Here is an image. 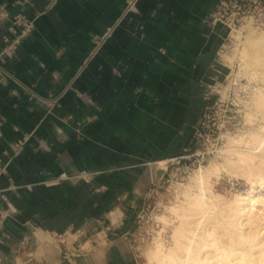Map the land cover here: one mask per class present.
I'll use <instances>...</instances> for the list:
<instances>
[{
	"label": "crops",
	"instance_id": "0c3cea01",
	"mask_svg": "<svg viewBox=\"0 0 264 264\" xmlns=\"http://www.w3.org/2000/svg\"><path fill=\"white\" fill-rule=\"evenodd\" d=\"M216 1L0 0L33 22L0 57V264H139L136 212L224 73Z\"/></svg>",
	"mask_w": 264,
	"mask_h": 264
},
{
	"label": "rangeland",
	"instance_id": "374dc122",
	"mask_svg": "<svg viewBox=\"0 0 264 264\" xmlns=\"http://www.w3.org/2000/svg\"><path fill=\"white\" fill-rule=\"evenodd\" d=\"M248 28L245 27L234 32L232 34L234 38L225 41L224 46L220 48L219 56L222 63L225 64V68H222L224 73L205 92L208 102L203 106L197 121L191 127L192 134L197 128L199 120L203 123V128H198L197 133L191 135L189 143L182 148L180 153L166 161L167 169L164 175L160 176L157 181L155 180L146 192V194L150 193V199L145 201L147 197H144L141 202L139 209L145 203L150 206L147 211L148 223L146 224L144 221L142 226L135 229V245L137 246L139 264L155 263L150 260L151 256L148 259L149 256L146 255L156 240L153 235L156 237L160 234L157 237L160 236L162 242H165L166 246L169 245L173 223L177 221L176 215L174 216L176 212L171 213L169 205H173L179 199L184 201L186 198H190L189 194L182 192L185 193V186L191 182V178L199 166L210 168L217 163L220 165V167L217 165L219 168V172L215 173L217 177H215L216 175L211 177L212 191L217 196L219 194L220 197L228 200L232 199L236 193L245 192L250 188V183L245 176L234 173L235 171L231 170L230 165L229 167L225 166L227 165L225 158L233 157L226 151L230 152L229 149H232V145L234 148L245 149L248 146L246 145L247 134L264 126V117L252 102L254 90L264 92V60L259 59V56L264 53V48L257 49L258 51L247 56L245 61L241 54L245 46ZM260 31H264V29L254 30V33L259 34ZM256 55H258V59H255ZM239 137L242 138L239 140ZM234 138L239 142L234 144ZM241 140L242 142H240ZM229 141L233 142L232 145L229 144L231 143ZM228 144L231 148L228 147ZM222 162H224L223 166ZM192 190L197 191V188L192 186ZM256 190L264 193L262 187L257 186ZM206 195H208L207 192ZM168 210L171 212L169 213ZM161 216H164L165 221ZM150 227L153 234H148L146 230ZM153 261H155L154 258Z\"/></svg>",
	"mask_w": 264,
	"mask_h": 264
},
{
	"label": "bare ground",
	"instance_id": "6f19581e",
	"mask_svg": "<svg viewBox=\"0 0 264 264\" xmlns=\"http://www.w3.org/2000/svg\"><path fill=\"white\" fill-rule=\"evenodd\" d=\"M248 30L241 54L245 61L257 49L264 48V31L255 34L254 29ZM259 59L264 60V53ZM252 102L264 117V92L254 90ZM233 142L239 141L235 139ZM246 143L245 149L232 145L230 152L226 151L233 157L229 154L231 157L225 158V166L230 165L234 173L245 176L250 188L236 193L232 199H224L219 194L218 197L212 191L211 183V177L219 172L218 163L210 168L199 166L191 182L185 186V193L182 192L189 194L190 198L169 205L172 210H168L169 213L176 212L174 216L177 218L170 234L171 243L166 246L162 238L157 237L160 234L154 236L156 240L149 247V255L146 254L148 259L151 256L154 264H264V193L256 190L257 186L264 188V126L249 132ZM192 186L197 191H193ZM161 217L163 220L164 216Z\"/></svg>",
	"mask_w": 264,
	"mask_h": 264
},
{
	"label": "built area",
	"instance_id": "2783aa9c",
	"mask_svg": "<svg viewBox=\"0 0 264 264\" xmlns=\"http://www.w3.org/2000/svg\"><path fill=\"white\" fill-rule=\"evenodd\" d=\"M136 0H127L124 12L130 11ZM211 22L221 24L226 33L222 45L225 41L231 40L234 32L240 31L242 28L249 27L254 30L264 29V0H217L213 8L210 11ZM0 20H8L7 30L10 34L2 36L3 46L0 49V57L3 55H12L20 41L25 35H27L33 28L32 19L28 18L22 12H16L11 16L7 13L4 6L0 5ZM110 29L105 32L98 40L94 41V46L89 52L87 59L90 58L101 46L104 39L108 36ZM202 118V117H200ZM192 135L197 133L198 128H203L201 120L197 123ZM200 134V132H199ZM0 136H1V123H0ZM21 142L13 144L12 147L16 152L20 147ZM145 201L150 199V193L146 194ZM149 204L145 203L137 212L134 220V228L129 233L130 237L135 241V229L142 226L145 221L148 223L147 211L149 210ZM145 207V208H144ZM149 226V225H148ZM148 234L153 230L146 228ZM154 237V235H153ZM152 237V238H153Z\"/></svg>",
	"mask_w": 264,
	"mask_h": 264
}]
</instances>
